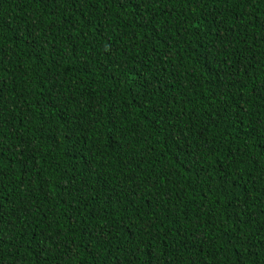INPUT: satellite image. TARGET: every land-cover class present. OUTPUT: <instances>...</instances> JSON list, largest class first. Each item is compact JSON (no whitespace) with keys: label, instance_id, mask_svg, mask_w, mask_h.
I'll return each instance as SVG.
<instances>
[{"label":"trees","instance_id":"1","mask_svg":"<svg viewBox=\"0 0 264 264\" xmlns=\"http://www.w3.org/2000/svg\"><path fill=\"white\" fill-rule=\"evenodd\" d=\"M0 264H264V0H0Z\"/></svg>","mask_w":264,"mask_h":264}]
</instances>
